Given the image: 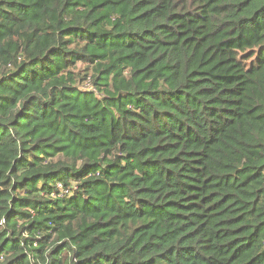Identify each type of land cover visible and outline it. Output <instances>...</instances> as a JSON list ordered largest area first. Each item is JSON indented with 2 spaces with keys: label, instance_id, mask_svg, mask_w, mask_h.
<instances>
[{
  "label": "trees",
  "instance_id": "trees-1",
  "mask_svg": "<svg viewBox=\"0 0 264 264\" xmlns=\"http://www.w3.org/2000/svg\"><path fill=\"white\" fill-rule=\"evenodd\" d=\"M0 264H264V0H0Z\"/></svg>",
  "mask_w": 264,
  "mask_h": 264
},
{
  "label": "built area",
  "instance_id": "built-area-1",
  "mask_svg": "<svg viewBox=\"0 0 264 264\" xmlns=\"http://www.w3.org/2000/svg\"><path fill=\"white\" fill-rule=\"evenodd\" d=\"M59 187H61V184L59 185ZM72 190H73V188H72ZM62 192H65L66 194H70L72 191L71 190H62Z\"/></svg>",
  "mask_w": 264,
  "mask_h": 264
},
{
  "label": "rangeland",
  "instance_id": "rangeland-1",
  "mask_svg": "<svg viewBox=\"0 0 264 264\" xmlns=\"http://www.w3.org/2000/svg\"><path fill=\"white\" fill-rule=\"evenodd\" d=\"M89 87L90 85L89 84H87V83H84V86L83 87Z\"/></svg>",
  "mask_w": 264,
  "mask_h": 264
}]
</instances>
